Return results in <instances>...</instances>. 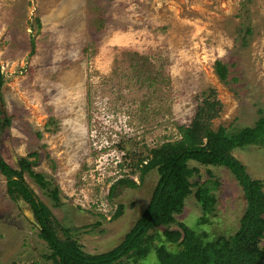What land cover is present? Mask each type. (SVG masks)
Here are the masks:
<instances>
[{
  "label": "rangeland",
  "instance_id": "1",
  "mask_svg": "<svg viewBox=\"0 0 264 264\" xmlns=\"http://www.w3.org/2000/svg\"><path fill=\"white\" fill-rule=\"evenodd\" d=\"M247 25L252 34L242 47L237 28ZM217 59L230 68L228 84L214 71ZM0 64L12 116L1 155L16 165L34 149L48 152L53 164L44 158L33 169L59 186V201L26 175L25 182L84 251L102 252L132 227L158 177L131 174L118 143L146 153L179 138L176 126L190 122L211 88L221 104L213 128L235 132L264 115V0H0ZM233 154L264 184V148ZM192 164V180L219 182L204 230L232 234L246 210L242 188L225 167ZM126 175L138 186L111 195ZM30 215L27 203L7 194L0 171V264H54L42 256L49 249ZM200 215L191 194L176 219L196 228Z\"/></svg>",
  "mask_w": 264,
  "mask_h": 264
},
{
  "label": "trees",
  "instance_id": "2",
  "mask_svg": "<svg viewBox=\"0 0 264 264\" xmlns=\"http://www.w3.org/2000/svg\"><path fill=\"white\" fill-rule=\"evenodd\" d=\"M251 34L249 25L237 28L235 40L240 38V45L246 47ZM30 43L33 52L34 40ZM213 68L220 81L228 84L230 68L223 60H215ZM4 81L0 64V137L9 128L12 117L6 112L1 97ZM202 95L203 101L197 105L190 122L176 126L179 138L165 140L148 148L146 153L137 151L136 146H128L127 142L117 144L129 159L131 174L137 173L142 180L145 173L156 170L158 177L147 205L132 227L117 245L106 251H84L71 233L72 228L61 225L25 182L26 175L48 198L59 201V186L43 172L33 169L44 158L53 164L48 152L41 154L34 149L26 156H19L16 165H11L0 153V171L5 177L6 192L13 199L21 198L33 212L37 223L27 220L37 228V236L49 249L42 255L45 259L54 264H264V184L251 178L245 165L233 154V149L244 145L264 148V115L259 116L253 126L235 132L222 125L213 128V119L218 117L221 104L213 88L206 96ZM35 134L38 138L41 136L40 132ZM191 162L198 166L227 168L242 188L246 210L232 234L210 236L204 230L203 225L210 222L209 215L215 209V190L219 182L217 179L192 180L198 167ZM123 186L136 188L138 183L126 175L111 185L110 194ZM191 194L201 210L196 228L179 224L176 219ZM121 212L119 205L113 216ZM246 237L253 241L251 245L241 244Z\"/></svg>",
  "mask_w": 264,
  "mask_h": 264
},
{
  "label": "water",
  "instance_id": "3",
  "mask_svg": "<svg viewBox=\"0 0 264 264\" xmlns=\"http://www.w3.org/2000/svg\"><path fill=\"white\" fill-rule=\"evenodd\" d=\"M30 217L32 218V220H34L36 223H37V221H36V219H35V217H34V215H33V212L31 211V215H30Z\"/></svg>",
  "mask_w": 264,
  "mask_h": 264
}]
</instances>
